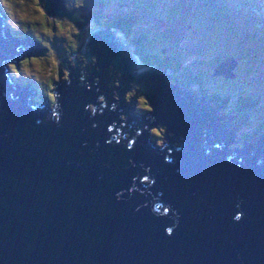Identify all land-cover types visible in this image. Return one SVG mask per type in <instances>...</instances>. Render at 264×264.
I'll return each mask as SVG.
<instances>
[{
  "label": "water",
  "instance_id": "obj_1",
  "mask_svg": "<svg viewBox=\"0 0 264 264\" xmlns=\"http://www.w3.org/2000/svg\"><path fill=\"white\" fill-rule=\"evenodd\" d=\"M47 10L68 16L80 29L91 20L85 8L69 13L59 0H48ZM112 29L104 26L86 45L89 62L96 56L102 65L86 81L91 90L79 84V67L69 68L71 86H59L63 111L57 125L49 118L46 99H29L30 90L10 83L2 62L26 55L32 46L26 35L11 37L0 20V264H264V162L257 163L264 161V148L236 150L239 155L231 163L226 162L231 153L206 154L200 140L211 134L214 143H223L214 134L224 133L232 116L216 115L214 109L213 119L211 105L194 85L188 84L179 96L168 71L154 68L133 75L134 58ZM100 48L103 52L96 50ZM109 66L122 73L118 89L108 87L115 79ZM234 66L229 58L212 74L232 77ZM130 81L150 100L149 89L163 92L154 107L156 121L184 144L177 152L169 138L173 164L164 163L166 151L149 145L146 131L132 151L126 150V140L119 146L105 143L116 132H107L113 122L130 138L148 125L133 111L134 101L129 105L120 99L117 111H111L116 103L112 89L121 97ZM101 95L108 108L90 119L84 107L93 103L99 108ZM121 112L128 116V126L121 127ZM221 118L226 123L214 128L213 121L218 124ZM141 165L151 168L155 186L145 189L137 179L139 191L131 197L125 191L117 201L115 194L131 187L133 177H143ZM160 192L159 199L179 213L172 237L165 228L174 217L161 219L151 212ZM238 211L244 216L234 223Z\"/></svg>",
  "mask_w": 264,
  "mask_h": 264
},
{
  "label": "trees",
  "instance_id": "obj_2",
  "mask_svg": "<svg viewBox=\"0 0 264 264\" xmlns=\"http://www.w3.org/2000/svg\"><path fill=\"white\" fill-rule=\"evenodd\" d=\"M87 2L85 9L91 18L97 14L99 24L122 30L124 39L134 35L136 39L131 43L144 63L155 65L160 73L168 71L169 81L174 82L172 86L182 89L188 84L194 85L212 110H217L216 115H231L237 126L238 144L243 143L252 150L260 145L264 140V69L260 70L256 53L247 46L261 44L264 47V7L256 6L251 0H178L164 10L159 0ZM59 3L64 7L63 0ZM125 3L127 8L122 7ZM182 9L184 13H181ZM189 11L194 13L195 19L187 22ZM174 20L179 21L176 25L190 27L185 37L192 44L191 52L177 44L180 39L175 37V27L166 26ZM158 21L164 22V30L157 29ZM242 24L250 27L251 32H241L238 25ZM225 43L235 45L232 48L224 46L222 51ZM229 58L235 63L231 70L234 75L229 78L213 75V70L215 72ZM230 93L234 99L231 106H227ZM133 106L135 108V104ZM247 128L251 130L242 132Z\"/></svg>",
  "mask_w": 264,
  "mask_h": 264
},
{
  "label": "clouds",
  "instance_id": "obj_3",
  "mask_svg": "<svg viewBox=\"0 0 264 264\" xmlns=\"http://www.w3.org/2000/svg\"><path fill=\"white\" fill-rule=\"evenodd\" d=\"M48 0H0V16L5 17V26L9 29L14 36L23 37L30 35L44 50L43 55L24 56L18 59L16 62H6L7 72L10 76V82H16L20 87L32 86L36 92L35 99L39 102L46 99L49 105L50 120L51 122L59 125L62 119V95L59 91L60 85L71 86V72L69 68L76 69L79 67L80 78L79 84L91 90V87L86 84L93 68L97 72L100 71L98 65V58L96 56L91 57V62L86 55L82 52V42L86 45L90 42L91 36L104 28L103 24H98L95 17L82 31L76 23L68 18V16L50 15L47 10ZM65 11L71 13L73 11H79L85 7H88L87 0H63ZM113 31H120L123 35V31L113 26ZM134 35L126 36L127 45L129 48L128 55L130 58H134L133 75L140 76L148 71L153 70L156 66L153 64H145L141 56L136 52L135 46L131 43L135 40ZM64 58L67 60V64H64L61 58V51ZM109 74L114 76L115 79L109 81L108 87L118 89L120 87V79L122 73L117 72L114 66H109ZM94 84L99 85L100 80L98 77H94ZM174 83V82H170ZM196 88V86H194ZM129 90L125 93L123 99L125 103L131 105L135 102V111L141 114L148 120V125L155 124L154 127L145 125L143 130H137L135 133L136 138H130L128 134L122 136L121 132L117 129V124L113 122L108 128L107 132L112 134L114 129L115 134L111 135L110 139H106L107 145H112L115 142L116 145H120L123 140L128 141L126 144V150L132 151L139 138L144 131L148 133L149 145L154 149H158L161 152L166 151L164 156V163L173 164L175 161L172 159L173 153L169 147V138L175 142L176 136L168 130V126L165 124L157 123L154 112L155 108L149 99L148 95L143 93V90L139 85L134 82H129ZM177 88V87H176ZM178 89V88H177ZM182 90V89H179ZM97 92L99 88L97 87ZM18 97L13 96V99ZM113 98L116 103L111 106V111H117V104L120 101V96L116 91H113ZM35 100V101H36ZM97 104L88 103L84 107V111L89 113L90 119H94L98 114L103 115L105 109L108 108L107 100L104 96H99ZM230 106V105H228ZM128 116L121 112L120 121L121 127L128 126ZM146 120V121H147ZM37 123H40L38 120ZM147 124V123H146ZM98 125L93 124L92 127L96 128ZM246 131V130H242ZM206 132V130H205ZM233 130L224 133L225 136L232 135ZM122 136V139L120 138ZM230 137V136H229ZM207 138V137H206ZM262 139V138H261ZM230 138H225L224 142H228ZM201 144L203 141H201ZM207 142V141H206ZM205 142V143H206ZM99 147V144H97ZM184 144L181 142L176 145V151H182ZM205 153L210 154L211 148L207 144L204 145ZM232 147L235 149L239 147L240 150L244 147L243 143L234 144ZM231 148V149H233ZM223 149V148H222ZM235 158V153L226 157V162L231 163ZM243 162V158L237 164L239 167ZM264 161H258L261 163ZM129 163H133L131 160ZM133 167L135 165L133 164ZM143 177H133L132 186L127 190L118 191L116 195L117 201H120L125 191L127 195L131 197L134 193L139 191L136 186L137 179L139 183L144 186L145 189H151L155 186V178L151 174L150 167H144ZM141 194H144L143 192ZM148 195H152L148 192ZM163 196V193H157L153 199L151 212L154 216L161 219L166 217H174V222L171 226L165 228V235L172 237L174 235L176 227L179 226V213L172 209L170 204L166 205L159 198ZM148 207L147 204L143 205ZM241 205L238 203L236 208L239 209ZM139 211V208H137ZM244 213L238 211L233 217L234 223H239L243 219Z\"/></svg>",
  "mask_w": 264,
  "mask_h": 264
},
{
  "label": "rangeland",
  "instance_id": "obj_4",
  "mask_svg": "<svg viewBox=\"0 0 264 264\" xmlns=\"http://www.w3.org/2000/svg\"><path fill=\"white\" fill-rule=\"evenodd\" d=\"M178 0H159V5L161 6V8H163V10H164V8L165 7H169V6H171V4L172 3H176ZM230 1V0H229ZM252 2H254L255 3V5L256 6H260L261 8H263L264 7V0H251ZM123 2V1H122ZM121 2V3H122ZM171 3V4H170ZM159 5H158V7H159ZM132 6V5H131ZM122 7L123 8H127L128 7V5L125 3V4H123L122 5ZM116 8H119V6H116ZM158 9V8H157ZM162 10V11H163ZM188 10V9H187ZM181 13H184V10L182 9V11H181ZM188 14V16H189V18H187L186 19V21L188 22V19L189 20H194L195 19V16H194V13H191L190 11L187 13ZM96 15L97 14H93L92 15V18H91V20L93 19V17H95V19H96V22L98 23V20H97V17H96ZM0 18L3 20V21H5V17H3V16H0ZM91 22V21H90ZM90 22H88V24L90 23ZM179 21L178 20H174V21H171V25H166L167 27H175V31H174V34H175V37H176V39L177 38H179L180 40H179V42L177 43V44H179V45H184V47H185V50L187 51V52H191L193 49H192V47H191V43H189L188 41H187V39H186V35H188L189 34V28L190 27H187V28H184L183 26H181V25H176V24H179L178 23ZM87 24V25H88ZM99 24V23H98ZM157 26H158V28L157 29H159L160 31L161 30H164V28H166L165 27V25H164V22L163 21H158L157 23ZM3 25H4V23H3ZM86 25V26H87ZM206 25H208V23L206 24ZM238 28H239V30L241 31V32H251V29H250V27H246V26H244L243 24L242 25H238ZM82 31L84 30V29H81ZM5 31L11 36V37H13V38H22V37H17V36H14L13 35V33L9 30V29H7V28H5ZM255 32L256 33H258V29H255ZM26 36H28V35H26ZM24 37V36H23ZM262 37L264 38V34H262ZM29 41H31V50L26 54V55H24V56H30V55H35V56H39V55H43L44 54V52H45V50L39 45V44H37V42L36 41H34L31 37H29L28 36V38H27ZM181 39H186V40H181ZM119 43H124V41H125V43H126V45H127V41H126V38L124 39V36H122L121 38H119ZM235 44H231V43H225L222 47H221V50L223 51V48H224V46H228V47H233ZM239 46V45H238ZM245 47V46H244ZM37 48V49H36ZM39 48V49H38ZM193 48H195V46H194V43H193ZM197 48V47H196ZM195 48V49H196ZM247 48L249 49V50H253L255 53H256V62L260 65V70L262 71V69H264V47L261 45V44H254V45H248L247 46ZM128 50H129V48H127L126 50H125V52L126 53H128ZM59 51H62V50H59ZM82 52H83V54H84V52H85V46H84V43H83V48H82ZM128 55V54H127ZM193 55H195V54H193ZM24 56H22V57H20V58H18V59H21V58H23ZM193 57H196V56H193ZM61 58H62V61H63V63L64 64H67V60H66V58H64V56H63V52H61ZM192 58V57H191ZM17 59V60H18ZM5 64H6V62H5ZM71 72V71H70ZM163 72H166V71H163ZM256 72H258V69H256ZM78 74V73H77ZM79 75H80V73H79ZM170 79H171V76H170ZM166 80H167V77H166ZM14 84H16V85H18L16 82H14ZM24 87H28V86H24ZM31 87L29 86L28 87V90L30 89ZM128 90H129V88H127ZM127 89H125V91L127 92L128 90ZM183 89V88H182ZM113 91H115V89H112V94H113ZM182 91V90H181ZM109 94V93H108ZM35 97H36V92L34 93V95L32 96V99L33 100H36L35 99ZM123 97L124 96H121L120 97V99L125 103V101H124V99H123ZM233 99H234V96H233V93H230L229 94V96H228V100L229 101H227V106L228 105H230V103H232L233 102ZM210 104V103H209ZM231 106V105H230ZM130 107H132V106H130ZM133 111L135 112V113H137L136 111H135V108H134V106H133ZM221 112V111H220ZM119 118H120V115H119ZM224 120L221 118L219 121H218V123H221V122H223ZM154 127V126H153ZM233 130V133H232V135H231V138H230V140L227 142V144H228V146H229V148H233L232 147V145H234V144H238V141L236 140V135H235V132L237 131L236 130V126L233 124V121L230 119V118H228L227 119V127L225 128V132H229V134H230V131H232ZM251 130V128H247L246 129V131H250ZM120 131V130H119ZM170 133H172V132H170ZM173 144H175V143H173ZM213 147H214V144H213V141H211V146H210V148L211 149H213ZM262 149V148H264V140H262L261 141V143H260V145L258 146V148L257 149ZM234 149V148H233ZM241 149V148H240ZM242 149H245V146L242 148ZM256 149V150H257ZM219 152H223V150H220ZM252 159V158H251ZM255 160V159H254Z\"/></svg>",
  "mask_w": 264,
  "mask_h": 264
},
{
  "label": "bare ground",
  "instance_id": "obj_5",
  "mask_svg": "<svg viewBox=\"0 0 264 264\" xmlns=\"http://www.w3.org/2000/svg\"><path fill=\"white\" fill-rule=\"evenodd\" d=\"M115 33H116V37H117V39L119 40V38H121L123 35L120 33V32H118V31H115ZM100 36V35H99ZM92 47L93 48H95V46H93L92 45ZM97 51H100V52H103L102 50H101V48L100 49H96ZM99 54H101V53H99ZM91 57L92 56H90V59H91ZM17 61V59L16 60H14V61H5V62H16ZM6 65V64H5ZM98 67L100 68V69H102V65H101V63L98 61ZM96 70H95V68H93V70L91 71V74L93 73V72H95ZM80 72H79V68H78V74H79ZM6 74H7V76H8V79H9V81H10V76H9V74H8V72L6 71ZM90 74V75H91ZM13 86H15V87H17V88H21V89H28V87H20L19 85H16V84H14V82H10ZM126 86H127V84L126 85H123L122 86V89H125L126 88ZM175 90V89H174ZM148 92L150 93V95H151V100H152V102H153V104H154V107H156V102H157V100H158V98H159V96L161 95V93H163L162 91L160 92V91H157V90H152V89H149L148 90ZM125 93L126 92H124V95H125ZM176 93H179V96H181L182 97V93H183V95H185V93L183 92V91H181V90H179V89H177L176 90ZM123 95V96H124ZM211 116H212V118L214 119V111L212 112V114H211ZM224 120V119H223ZM224 123H226V121L224 120L223 122H221V123H218V124H214V121H213V126H214V128H217V127H223V124ZM212 126V127H213ZM227 127V125L226 126H224V128H226Z\"/></svg>",
  "mask_w": 264,
  "mask_h": 264
}]
</instances>
